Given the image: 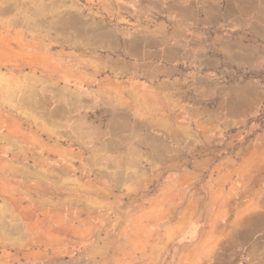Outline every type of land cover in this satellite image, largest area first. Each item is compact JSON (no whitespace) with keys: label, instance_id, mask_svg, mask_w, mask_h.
<instances>
[{"label":"crops","instance_id":"0c3cea01","mask_svg":"<svg viewBox=\"0 0 264 264\" xmlns=\"http://www.w3.org/2000/svg\"><path fill=\"white\" fill-rule=\"evenodd\" d=\"M33 2L0 264H264V0Z\"/></svg>","mask_w":264,"mask_h":264},{"label":"rangeland","instance_id":"374dc122","mask_svg":"<svg viewBox=\"0 0 264 264\" xmlns=\"http://www.w3.org/2000/svg\"><path fill=\"white\" fill-rule=\"evenodd\" d=\"M34 5L33 0H0V54L4 53L9 56V51L13 47L21 49L28 47L29 32H32L35 27L29 21L36 12ZM3 61L0 58V70H6V64ZM3 91L4 89L0 88L1 99L5 96ZM258 123L259 128L257 130L260 131L264 125V110H261Z\"/></svg>","mask_w":264,"mask_h":264}]
</instances>
